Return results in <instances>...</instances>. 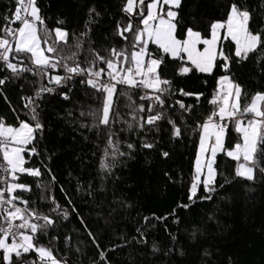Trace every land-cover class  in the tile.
Segmentation results:
<instances>
[{
  "label": "trees",
  "instance_id": "obj_1",
  "mask_svg": "<svg viewBox=\"0 0 264 264\" xmlns=\"http://www.w3.org/2000/svg\"><path fill=\"white\" fill-rule=\"evenodd\" d=\"M15 2L0 0V27L6 23L4 17L13 13ZM124 2L38 0V7L48 29L62 27L69 32L74 51L77 38L82 40L78 59L84 66L91 50L107 56L111 48L126 45L116 34L117 25L128 22L121 10ZM233 2L253 13L249 26L254 32L264 29V0H182L177 9L180 38L189 27L207 35L213 21L227 18ZM90 9L95 12L90 13ZM61 20L62 25L58 23ZM234 48L232 42L224 43L226 54L232 55ZM149 49L160 54L157 46ZM181 63L165 57L161 72L172 81L165 107L182 129L181 136L173 138L172 126L166 120L159 122L158 130L128 131L126 125L116 124L114 131L125 155L116 158L110 172L100 169L107 143L105 130L93 127V118L87 115L99 107L98 94L81 83L84 77L74 76L61 87L49 85L56 90L36 99L43 128L29 146H35L37 154L25 153V167L39 168L42 175H24L19 182L29 184L31 191L18 194L29 201L30 208L54 220L47 233L38 237V243L52 246L68 264H264V173L257 169L251 181L237 177V162L221 153L215 160V190L207 192L201 184L196 196L189 199L198 125L213 111L208 101L220 77L227 75L242 86L241 104H246L255 93L264 92V59L259 52L239 63L233 56L227 71L218 60L212 74L193 69L178 75ZM53 74L64 72L54 70ZM4 76L10 78L0 86V117L10 126H18L20 120L34 123L24 98L34 97L39 77L24 73L12 78L6 70L0 71V78ZM119 89L130 91L136 103H141L138 92ZM180 89L203 95L197 100L196 95H180ZM177 100L191 106V112H183ZM127 104V97L120 96L117 107L121 116L130 120ZM239 140L229 122L225 146L231 148ZM145 141L154 147L144 148ZM128 143L134 148L129 149ZM260 167H264V157ZM206 196L211 198L204 199ZM56 204L68 210L67 218L52 211ZM101 252L105 259H101ZM34 258L33 253L23 259Z\"/></svg>",
  "mask_w": 264,
  "mask_h": 264
},
{
  "label": "snow or ice",
  "instance_id": "obj_2",
  "mask_svg": "<svg viewBox=\"0 0 264 264\" xmlns=\"http://www.w3.org/2000/svg\"><path fill=\"white\" fill-rule=\"evenodd\" d=\"M181 3L182 0H125L121 10L128 22L118 24L116 34L126 45L111 48L107 56L91 50V58L85 61L84 66L78 59L82 40L77 38V51H74L69 44L70 34L65 28L48 29L38 7V0H16L11 16L4 17L6 23L0 27V71L6 70L12 78L32 73L39 77L40 87L34 97L24 98V106L29 109L34 123L20 120L18 126H10L0 117V160L3 161L0 163V264H68L66 259L56 254L52 246L38 243V237L47 233L54 220L35 208H30L29 201L18 194L31 191L29 184L19 182L24 175H42L39 168L25 167L28 163L25 153L37 154L35 146H28L35 141V133L43 128L36 104V99L42 93L54 92L56 87L64 86L74 76L85 78L81 83L93 89L99 100V107L87 115L93 118V127L104 129L107 137L100 169L110 172L116 158L125 155L120 151V140L114 131L116 124L126 125L128 131L135 128L141 131L158 130L159 122L166 120L172 126L173 138H179L182 134V129L170 118L165 107V97L171 94L172 84L171 80L161 75L165 57L182 61L177 68L178 75H187L193 69L210 74L218 66V59L223 61L222 66L227 71L233 56L238 63L257 52L264 59V29L254 32L250 28L253 13L246 6L231 3L227 18L213 21L207 35L189 27L181 39L177 31L179 12L176 10ZM92 12L95 9H90V13ZM17 23L18 27L12 26ZM58 23L62 25L64 22L61 20ZM86 34L81 33V36ZM228 40L235 45L232 55L224 51L223 42ZM150 43L157 46L159 55L150 51ZM53 70H63L64 75L53 74ZM9 78H0V86ZM118 85L138 92L141 103L137 104L131 92L119 89ZM180 95H196L199 100L203 94L180 89ZM120 96L128 99L126 107L130 120L124 119L117 107ZM243 98L244 90L240 84L227 75L220 77L218 87L208 101L213 105V111L198 125L200 143L190 187V200L196 196L201 184L207 192L215 190L212 187L216 175L213 165L218 152L225 153L237 162V177L251 181L255 178L257 169L264 173V167H260V158L264 157V92L255 93L250 101L242 105ZM176 104L183 112L192 110L191 106L180 100ZM228 122L232 123L240 137L231 148H227L224 142ZM142 146L154 147L147 141ZM127 147L132 149L134 145L128 143ZM209 150L211 158L202 162L201 154L208 153ZM163 155L167 157L168 153L164 152ZM205 168L207 175L201 180ZM20 204L24 207H20ZM52 211L63 214L65 218L68 216V210L61 209L59 204ZM33 253L34 259H23ZM100 255L101 259H105L103 252Z\"/></svg>",
  "mask_w": 264,
  "mask_h": 264
},
{
  "label": "rangeland",
  "instance_id": "obj_3",
  "mask_svg": "<svg viewBox=\"0 0 264 264\" xmlns=\"http://www.w3.org/2000/svg\"><path fill=\"white\" fill-rule=\"evenodd\" d=\"M165 7H167V6H165ZM177 10V9H176ZM221 32L223 33V30H221ZM228 41H230V40H228ZM228 41H224L223 42V45H224V43H226V42H228ZM231 42V41H230ZM151 45H154V44H149V47L151 46ZM42 47H44L43 45H41ZM154 46H156V45H154ZM201 47H203V46H201ZM219 60V59H218ZM214 70H215V68H214ZM214 70H213V72H214ZM212 72V73H213ZM212 73H210V74H212ZM204 74H209V73H204ZM216 119H219L218 117L216 118ZM229 123V122H228ZM225 138H226V136H225ZM225 142V141H224ZM199 143H200V135H199ZM30 146V145H29ZM28 146V147H29ZM198 151H199V145H198ZM198 151H197V155H198ZM221 153H223V152H218L217 153V156L219 155V154H221ZM216 156V157H217ZM227 156V155H226ZM216 157H215V160H216ZM211 158V154H210V150H209V152L208 153H205V154H201V159H202V162H206V159H210ZM229 158V157H228ZM197 159V158H196ZM231 159V158H230ZM233 160V159H232ZM196 162V161H195ZM214 168H215V162H214ZM194 168H195V166H194ZM207 175V169L205 168L204 169V175H202L201 176V180H203L204 178H205V176ZM215 180H216V175H215V179H214V182H215Z\"/></svg>",
  "mask_w": 264,
  "mask_h": 264
},
{
  "label": "built area",
  "instance_id": "obj_4",
  "mask_svg": "<svg viewBox=\"0 0 264 264\" xmlns=\"http://www.w3.org/2000/svg\"><path fill=\"white\" fill-rule=\"evenodd\" d=\"M17 25L19 26V24H18V23H17ZM18 26H17V27H18ZM53 73H54V70H53ZM120 87H124V88H125V86H123V85H118V88H120ZM165 98H166V97H165ZM170 106H171L172 108H173V107H175V105H174V104H171ZM2 162H3V161H2V160H0V163H2Z\"/></svg>",
  "mask_w": 264,
  "mask_h": 264
}]
</instances>
